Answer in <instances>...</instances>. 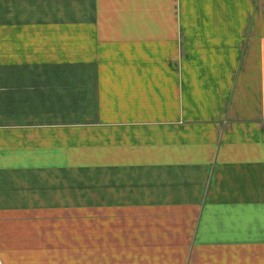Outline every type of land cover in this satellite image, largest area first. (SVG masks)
<instances>
[{
	"label": "crops",
	"instance_id": "0c3cea01",
	"mask_svg": "<svg viewBox=\"0 0 264 264\" xmlns=\"http://www.w3.org/2000/svg\"><path fill=\"white\" fill-rule=\"evenodd\" d=\"M0 264H264V0H0Z\"/></svg>",
	"mask_w": 264,
	"mask_h": 264
}]
</instances>
